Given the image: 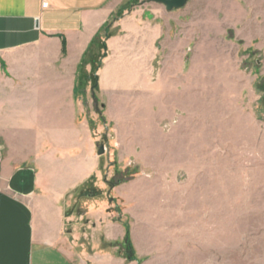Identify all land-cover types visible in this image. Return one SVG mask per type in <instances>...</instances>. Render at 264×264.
<instances>
[{
    "label": "crops",
    "instance_id": "1",
    "mask_svg": "<svg viewBox=\"0 0 264 264\" xmlns=\"http://www.w3.org/2000/svg\"><path fill=\"white\" fill-rule=\"evenodd\" d=\"M123 1L0 0V264H76L70 243L87 228L92 244L123 234L107 200L110 171L84 111L89 87L77 88L87 46ZM170 28L150 10L124 13L97 71L116 157L147 174L112 189L133 217L131 205L154 212L171 205L187 160L205 174L218 155L203 145L219 141V120L204 108L203 73L186 69L181 38L170 48ZM227 110L234 132L235 108ZM92 176L100 193L78 202L80 214L69 213L71 192ZM97 255L91 264L116 263L107 252Z\"/></svg>",
    "mask_w": 264,
    "mask_h": 264
},
{
    "label": "rangeland",
    "instance_id": "2",
    "mask_svg": "<svg viewBox=\"0 0 264 264\" xmlns=\"http://www.w3.org/2000/svg\"><path fill=\"white\" fill-rule=\"evenodd\" d=\"M146 10L171 26V49L180 38L186 42V69L203 73L205 111L219 120L218 143L208 148L203 143L205 150L218 154L212 162L215 169L202 174L187 160L170 206L154 212L131 205L134 217L128 214L127 206L112 197V189L147 174L133 159L118 161L112 125L103 115L104 100L97 90L96 106L92 100L84 111L92 118L96 150L103 145L100 156L105 172L110 171L104 179H125L107 191L113 222L123 234L111 239L100 235L92 244L87 228L81 241L70 243L71 257L76 264H91V258L104 252L115 264H264V0H187L172 10L150 0H124L113 14ZM157 10L167 11L161 17ZM229 107L235 108L234 132L228 131ZM99 124L100 135L95 130ZM243 126H248L246 134ZM92 187L99 190L94 181ZM125 226L132 249L123 244Z\"/></svg>",
    "mask_w": 264,
    "mask_h": 264
},
{
    "label": "trees",
    "instance_id": "3",
    "mask_svg": "<svg viewBox=\"0 0 264 264\" xmlns=\"http://www.w3.org/2000/svg\"><path fill=\"white\" fill-rule=\"evenodd\" d=\"M113 14L95 33L93 38L91 39L89 45L87 46L82 58L81 62L78 66V72H77V88L80 91V93H84L85 89L88 84H90L91 88V95L93 100V105L96 106L97 103V97H96V91L98 90L97 81H98V75L97 71L102 65V60L106 56V44L105 40L112 35L114 32L111 30V26L115 20H117L121 14ZM86 64L90 65V71L86 72L84 70V66ZM97 110V109H96ZM99 113V111H98ZM100 115V114H99ZM94 181V177L92 176L89 178V180L83 182L80 186H78L75 190H73L72 198L75 200V204L72 205L70 212L73 213L74 211L77 214L81 213V210L79 208L78 202L80 200L88 199L89 197H92L96 194L100 193V190L95 191L92 190V183ZM125 181L123 178H111L109 180H105L107 185V191L110 190V188L114 187L115 185ZM94 191V194L88 195L89 192ZM125 235L123 244L128 249H132L130 240H129V231L128 227L125 226ZM110 243H105L106 246H109ZM133 251V250H132ZM127 259L132 260L135 259V256L133 254H127Z\"/></svg>",
    "mask_w": 264,
    "mask_h": 264
},
{
    "label": "water",
    "instance_id": "4",
    "mask_svg": "<svg viewBox=\"0 0 264 264\" xmlns=\"http://www.w3.org/2000/svg\"><path fill=\"white\" fill-rule=\"evenodd\" d=\"M152 2L163 5L167 10L178 9L183 7L187 0H150ZM98 155L103 154V145H100L97 151ZM90 196V194H88Z\"/></svg>",
    "mask_w": 264,
    "mask_h": 264
},
{
    "label": "flooded vegetation",
    "instance_id": "5",
    "mask_svg": "<svg viewBox=\"0 0 264 264\" xmlns=\"http://www.w3.org/2000/svg\"><path fill=\"white\" fill-rule=\"evenodd\" d=\"M94 193H95L94 191L89 192L90 195H91V194H94Z\"/></svg>",
    "mask_w": 264,
    "mask_h": 264
}]
</instances>
